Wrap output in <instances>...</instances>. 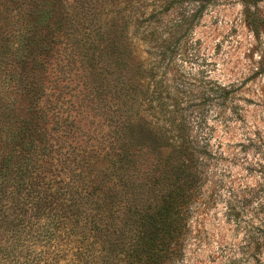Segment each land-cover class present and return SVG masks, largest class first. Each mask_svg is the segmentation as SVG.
Instances as JSON below:
<instances>
[{
	"label": "trees",
	"instance_id": "trees-1",
	"mask_svg": "<svg viewBox=\"0 0 264 264\" xmlns=\"http://www.w3.org/2000/svg\"><path fill=\"white\" fill-rule=\"evenodd\" d=\"M185 2L0 0V264L182 260L208 116L238 97L181 69L200 11L163 16Z\"/></svg>",
	"mask_w": 264,
	"mask_h": 264
},
{
	"label": "rangeland",
	"instance_id": "rangeland-1",
	"mask_svg": "<svg viewBox=\"0 0 264 264\" xmlns=\"http://www.w3.org/2000/svg\"><path fill=\"white\" fill-rule=\"evenodd\" d=\"M105 1L139 6L155 0ZM197 11L200 16L183 33L190 38L179 65L193 75L208 68L213 80L234 86L238 97L233 118L230 110L225 119L208 116L214 156L178 264H264V25L255 30L247 19V12L264 18V0H186L163 17L171 21ZM93 121L92 129L99 120Z\"/></svg>",
	"mask_w": 264,
	"mask_h": 264
}]
</instances>
